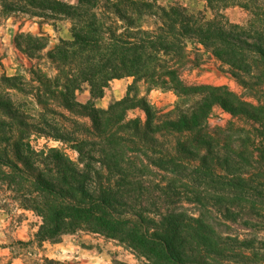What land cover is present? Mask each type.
<instances>
[{
  "label": "trees",
  "instance_id": "trees-1",
  "mask_svg": "<svg viewBox=\"0 0 264 264\" xmlns=\"http://www.w3.org/2000/svg\"><path fill=\"white\" fill-rule=\"evenodd\" d=\"M203 1L212 18L157 0H0V20L38 19L39 28L70 23L71 40L46 55L53 77L33 66L30 92L15 78L0 79L41 109L35 133L52 137L46 114L69 124L53 137L77 155L75 164L64 150L49 149V175L29 163L30 147L18 134L1 137L5 128L14 134L16 116L0 91V175L28 174L37 194L29 208L41 217L36 241L82 231L116 241L137 264H264V0ZM228 6L249 11L247 25L229 23L222 13ZM43 40L21 33L14 43L32 60L29 49L42 51ZM191 43L220 63L242 94L187 83L184 71L199 66ZM124 78L133 79L126 96L106 110L75 99L83 85L99 99ZM138 83L173 92L174 109H153ZM136 109L144 122L127 118ZM215 109L230 115L222 127L208 125Z\"/></svg>",
  "mask_w": 264,
  "mask_h": 264
},
{
  "label": "rangeland",
  "instance_id": "rangeland-1",
  "mask_svg": "<svg viewBox=\"0 0 264 264\" xmlns=\"http://www.w3.org/2000/svg\"><path fill=\"white\" fill-rule=\"evenodd\" d=\"M69 4H76L77 0H60ZM160 6L168 8L170 6H180L189 14L202 13L207 18L213 17V12L207 7L203 0H157ZM223 15L229 23L233 25L245 26L251 18L249 11L239 6H228L223 10ZM38 19L28 17H11L0 20V79L2 77L15 78L13 84L20 86L27 92L36 86L30 80L28 71L33 66H38L49 78L55 75L53 66L47 59L49 51L58 46L59 41L71 40L69 33L70 23L61 20L55 23L43 24L38 27ZM31 34L35 37H42L46 48L42 51L29 49L30 54H34V59H30L25 53L20 51L14 38L17 34ZM26 46V45H24ZM198 47L191 43V60L198 62V67L187 69L183 73V79L193 85L225 86L230 91L242 94L241 86L226 72L222 71L221 64L216 62L210 55L201 51L196 52ZM226 70V67H224ZM133 79L112 80L104 90L102 98L91 99L97 109L108 106L116 101L122 100L126 94L128 86ZM137 92L140 97L146 98L149 105L157 110L172 111L177 102V97L173 92L151 90L147 91L142 83H138ZM88 86L83 85L80 91L75 93V99L80 104H86L89 98ZM0 91L8 95L13 106L16 122L14 124L4 119L9 125L12 123L14 134H7L8 128L1 134V137L21 138L23 144L30 147V153H26V159L33 166L43 170L45 174L51 167L45 157L49 149L65 151L72 162L77 163V155L71 150L65 149L64 145L55 141L53 136H58L62 127L69 128L70 125L62 119L46 114L45 118L49 122V127L45 132L52 137L42 136L35 133V128L41 120V109L36 106L33 97L23 94L15 89L6 87L0 83ZM134 93H132L133 95ZM50 108H53L52 106ZM103 110V109H102ZM61 112V110H57ZM66 117L69 114L64 112ZM128 119L139 118L145 121L143 111L136 109L129 111ZM230 119V115L220 109H215L208 120L210 127H222ZM79 123L90 126L88 118L78 119ZM11 126V125H10ZM11 138V139H12ZM7 145L1 143L2 147ZM10 150V148H9ZM41 152H44L43 155ZM8 172V168H3ZM28 174H7L0 175V264H112L119 261L127 264H137L135 257L119 243L104 238L101 235L87 232H76L63 235L54 242L44 241L42 243L35 240V234L41 224V217L31 210L32 198L37 194L31 186ZM9 177V178H8ZM8 178V181H4ZM187 206L188 205H184ZM152 208V207H151ZM154 208H152L153 210Z\"/></svg>",
  "mask_w": 264,
  "mask_h": 264
},
{
  "label": "crops",
  "instance_id": "crops-1",
  "mask_svg": "<svg viewBox=\"0 0 264 264\" xmlns=\"http://www.w3.org/2000/svg\"><path fill=\"white\" fill-rule=\"evenodd\" d=\"M125 79H127V80H129V82L128 83H131L130 82V79H132V78H125ZM121 80V79H120ZM88 91V90H87ZM88 95H89V91H88ZM91 100V97H90V95H89V98H88V100L87 101H90ZM98 100H100V99H98ZM106 107H104V106H102V109L104 110Z\"/></svg>",
  "mask_w": 264,
  "mask_h": 264
}]
</instances>
